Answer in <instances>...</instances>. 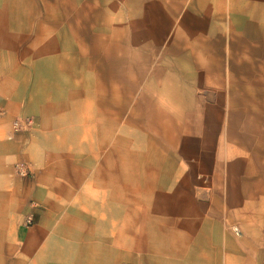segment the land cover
Returning <instances> with one entry per match:
<instances>
[{
  "label": "crops",
  "instance_id": "0c3cea01",
  "mask_svg": "<svg viewBox=\"0 0 264 264\" xmlns=\"http://www.w3.org/2000/svg\"><path fill=\"white\" fill-rule=\"evenodd\" d=\"M95 10L0 0V264H264V0ZM72 30L101 35L66 73Z\"/></svg>",
  "mask_w": 264,
  "mask_h": 264
},
{
  "label": "rangeland",
  "instance_id": "374dc122",
  "mask_svg": "<svg viewBox=\"0 0 264 264\" xmlns=\"http://www.w3.org/2000/svg\"><path fill=\"white\" fill-rule=\"evenodd\" d=\"M100 3V0H60L61 9L64 11H75L74 15L68 16L65 14L61 16L60 23H76L83 24L89 22V16H86L87 11H92L94 14L96 12L95 8ZM87 10V11H86ZM94 23H99V15L94 14L92 17ZM58 22L55 20V23ZM31 35L35 33H30ZM57 49L56 51L60 56L59 66L62 72L69 73L75 67L80 65L83 67L84 58L86 55V41L89 39L100 38V32L88 33L83 30H72V31H62L57 33ZM35 49L29 48L30 58L34 54ZM91 51L92 49L89 48ZM95 49H93L94 52ZM32 82V81H31ZM3 114V113H1ZM34 120L32 117L15 116L11 122L5 126L6 132L14 138H20L21 136H28V132L33 127ZM24 139V138H23ZM26 144V143H25ZM13 180L20 185H29L33 180V174L28 170L25 164L20 161H14L13 165ZM33 224V219L28 217L24 219L22 223L23 228L31 227ZM126 264V263H122Z\"/></svg>",
  "mask_w": 264,
  "mask_h": 264
},
{
  "label": "built area",
  "instance_id": "2783aa9c",
  "mask_svg": "<svg viewBox=\"0 0 264 264\" xmlns=\"http://www.w3.org/2000/svg\"><path fill=\"white\" fill-rule=\"evenodd\" d=\"M235 231H236L237 234L239 233V232L237 231V229H236Z\"/></svg>",
  "mask_w": 264,
  "mask_h": 264
}]
</instances>
